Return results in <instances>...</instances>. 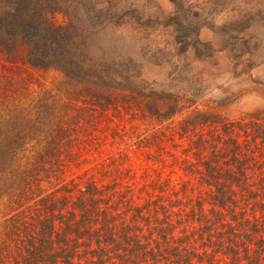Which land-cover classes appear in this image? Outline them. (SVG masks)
Returning <instances> with one entry per match:
<instances>
[{
  "label": "trees",
  "instance_id": "1",
  "mask_svg": "<svg viewBox=\"0 0 264 264\" xmlns=\"http://www.w3.org/2000/svg\"><path fill=\"white\" fill-rule=\"evenodd\" d=\"M57 7H0V264H264V110L169 124L178 177L149 163L139 173L124 150L88 168L102 118L119 108L106 80L141 76H106L85 36L52 20Z\"/></svg>",
  "mask_w": 264,
  "mask_h": 264
},
{
  "label": "rangeland",
  "instance_id": "2",
  "mask_svg": "<svg viewBox=\"0 0 264 264\" xmlns=\"http://www.w3.org/2000/svg\"><path fill=\"white\" fill-rule=\"evenodd\" d=\"M11 1L0 0V7L8 9ZM179 1L177 11L174 0H40L44 7L58 6L51 16L58 26L73 25L85 36L89 55L104 64L106 76H141L116 82L147 95L133 96L106 80V93L118 96L119 108L102 118V147L88 154V168L124 150L139 173L149 163L151 170L178 177L170 156L182 155L181 149L161 136L169 124L194 110L218 108L231 119L264 110V0ZM38 76L51 82L56 75ZM124 96L140 106L128 110ZM190 106L165 119L174 108ZM159 136L162 148L149 144ZM175 140L181 142L178 135ZM138 141L141 148L131 147Z\"/></svg>",
  "mask_w": 264,
  "mask_h": 264
}]
</instances>
